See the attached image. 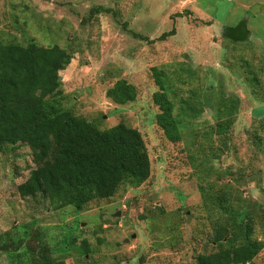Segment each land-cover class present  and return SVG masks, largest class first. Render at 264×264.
Returning <instances> with one entry per match:
<instances>
[{"label": "rangeland", "instance_id": "rangeland-1", "mask_svg": "<svg viewBox=\"0 0 264 264\" xmlns=\"http://www.w3.org/2000/svg\"><path fill=\"white\" fill-rule=\"evenodd\" d=\"M241 21L246 42L222 36ZM0 40L69 51L63 107L100 129H137L151 165L145 182L124 183L109 199L54 210L41 195L17 192L35 167L31 149L2 146L0 235L27 238L19 252L40 239L66 264H197L217 244L229 251V234L240 241L249 220L263 246L254 263L264 264V0H0ZM156 75L178 143L156 124ZM121 79L136 87L134 102L106 96ZM0 264L30 263L10 250Z\"/></svg>", "mask_w": 264, "mask_h": 264}, {"label": "trees", "instance_id": "trees-1", "mask_svg": "<svg viewBox=\"0 0 264 264\" xmlns=\"http://www.w3.org/2000/svg\"><path fill=\"white\" fill-rule=\"evenodd\" d=\"M249 35L245 21L222 32L232 43L246 42ZM71 58L69 51L57 45L24 46L0 40V148L25 145L31 149L35 167L17 186L21 197L41 195L54 210L72 206L82 211L94 200L113 197L124 183L145 182L151 165L137 129L124 123L100 129L94 122L63 107L60 74ZM155 80L160 87L152 98L158 107L156 124L166 140L178 143L181 132L172 103L158 75ZM106 96L117 104H126L136 100L137 90L121 79L106 91ZM217 130L224 131L223 126ZM225 200L224 194L217 197L218 208L224 206ZM228 212L224 207L223 214ZM240 231L242 239L238 242L237 232L229 234L227 243L234 240L229 251L217 244L216 251L199 255L197 264H255L262 243L252 238L253 225L249 220ZM26 239L14 241L0 235V252L13 250L30 264H66L64 259L52 258L48 246L42 245L40 239L36 250L24 247L19 252ZM67 247L65 241L60 252L68 253ZM80 250L87 254L88 245L84 244Z\"/></svg>", "mask_w": 264, "mask_h": 264}, {"label": "water", "instance_id": "water-1", "mask_svg": "<svg viewBox=\"0 0 264 264\" xmlns=\"http://www.w3.org/2000/svg\"><path fill=\"white\" fill-rule=\"evenodd\" d=\"M118 214H119V213H118ZM118 214H116V216H118ZM131 237H132V238H135V237H136V235H135V234H133Z\"/></svg>", "mask_w": 264, "mask_h": 264}]
</instances>
